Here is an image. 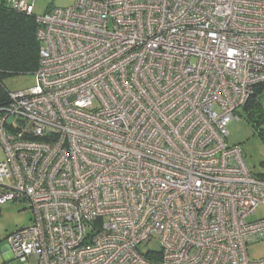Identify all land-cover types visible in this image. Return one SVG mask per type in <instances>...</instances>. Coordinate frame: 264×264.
I'll return each mask as SVG.
<instances>
[{
	"label": "built area",
	"instance_id": "2783aa9c",
	"mask_svg": "<svg viewBox=\"0 0 264 264\" xmlns=\"http://www.w3.org/2000/svg\"><path fill=\"white\" fill-rule=\"evenodd\" d=\"M35 14L37 84L0 117V208L33 264H264V178L227 124L264 82V0H76ZM1 216V209H0ZM153 234L159 250H143ZM250 259V260H249Z\"/></svg>",
	"mask_w": 264,
	"mask_h": 264
},
{
	"label": "rangeland",
	"instance_id": "374dc122",
	"mask_svg": "<svg viewBox=\"0 0 264 264\" xmlns=\"http://www.w3.org/2000/svg\"><path fill=\"white\" fill-rule=\"evenodd\" d=\"M31 1V0H27ZM76 0H35V13L42 15L48 10L56 7H68L73 5ZM4 86L9 91H18L25 88L35 86L37 84V77L34 74H13L4 78ZM263 112H264V99ZM242 114L239 118H234L226 125L228 129L227 142L230 145H240L244 162L249 170L255 176L264 177V134H261L248 121L245 113L241 109ZM264 129V124L261 126ZM4 150L0 148V159L4 158ZM26 202L13 201L1 206L0 216V264H33L32 258L23 259L15 257L6 251V244H8L7 235L10 232L17 231V229L31 224L32 209L28 207ZM264 218V205L257 208L255 214L250 216L249 220H261ZM159 236L153 234V237L147 245H142L143 250H159L160 242ZM249 258L252 260H260L264 258V239L248 245ZM249 259V260H250Z\"/></svg>",
	"mask_w": 264,
	"mask_h": 264
},
{
	"label": "trees",
	"instance_id": "16d2710c",
	"mask_svg": "<svg viewBox=\"0 0 264 264\" xmlns=\"http://www.w3.org/2000/svg\"><path fill=\"white\" fill-rule=\"evenodd\" d=\"M37 29L34 13L19 12L7 0H0V117L2 110L10 103L11 91L4 86V78L13 74H34L39 66L40 42L36 36ZM262 99L264 82L256 85L253 95L241 109L251 125L264 134L261 128L264 124Z\"/></svg>",
	"mask_w": 264,
	"mask_h": 264
},
{
	"label": "crops",
	"instance_id": "0c3cea01",
	"mask_svg": "<svg viewBox=\"0 0 264 264\" xmlns=\"http://www.w3.org/2000/svg\"><path fill=\"white\" fill-rule=\"evenodd\" d=\"M30 220H31V218H30ZM32 221V220H31ZM11 233V232H10ZM8 236V235H7ZM7 246H6V251L7 252H9L10 254H13L12 253V251H11V249H10V246L8 245V244H6Z\"/></svg>",
	"mask_w": 264,
	"mask_h": 264
}]
</instances>
